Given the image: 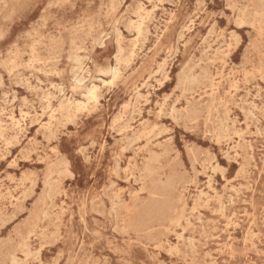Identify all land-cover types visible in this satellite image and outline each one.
I'll use <instances>...</instances> for the list:
<instances>
[{"label":"rangeland","instance_id":"1","mask_svg":"<svg viewBox=\"0 0 264 264\" xmlns=\"http://www.w3.org/2000/svg\"><path fill=\"white\" fill-rule=\"evenodd\" d=\"M158 1L0 0V264H264L259 0Z\"/></svg>","mask_w":264,"mask_h":264},{"label":"bare ground","instance_id":"2","mask_svg":"<svg viewBox=\"0 0 264 264\" xmlns=\"http://www.w3.org/2000/svg\"><path fill=\"white\" fill-rule=\"evenodd\" d=\"M158 1V0H157ZM159 2V1H158ZM157 2V3H158ZM201 2V1H200ZM141 3V2H140ZM150 3V2H149ZM12 4V3H11ZM13 4H15L14 2H13ZM256 6H257V8H258V10H257V13H256V18H257V21L255 20V22L257 23V25L259 26V28L260 29H264V3L263 2H261V0H259V1H257L256 2ZM24 7V6H23ZM111 8V7H110ZM126 8H127V6H126ZM139 8V7H138ZM142 8V7H141ZM152 8V7H151ZM156 8H157V6H156ZM155 8V9H156ZM107 9V8H106ZM154 9V8H153ZM108 10V9H107ZM110 11H112V10H110ZM109 11V12H110ZM138 11V10H137ZM141 11V10H140ZM150 12L152 11V10H149ZM145 12H148V11H146L145 10ZM149 13V12H148ZM112 14H113V12H112ZM131 14H134V13H131ZM136 14V13H135ZM134 14V15H135ZM139 15H141V14H139ZM140 17V16H139ZM143 17V16H142ZM141 17V18H142ZM148 17V16H147ZM236 19H238V18H236ZM136 20V19H135ZM135 20H133L132 22L134 23V21ZM148 20V19H147ZM239 20V19H238ZM32 21V20H31ZM143 21V20H142ZM130 22V21H129ZM128 22V23H129ZM131 22V23H132ZM29 23V22H28ZM139 23V22H138ZM132 25V24H131ZM130 24H129V26H131ZM128 26V27H129ZM134 26V25H133ZM133 26H131V28L133 27ZM137 26V25H136ZM142 26H144V25H142ZM139 27H140V25H139ZM138 27V28H139ZM239 27V26H238ZM137 28V27H136ZM145 28H146V25H145ZM157 29V28H156ZM239 29V28H238ZM146 30V29H145ZM137 31V30H136ZM147 31V30H146ZM138 32V31H137ZM140 32V31H139ZM118 33H121V32H119L118 31ZM148 34V33H147ZM27 35V34H26ZM119 35V34H118ZM207 35V34H206ZM3 36V35H2ZM101 36V35H100ZM140 36H142V35H140ZM141 38V37H140ZM134 39V38H133ZM104 40V39H103ZM137 41H139V40H137ZM31 43V42H30ZM36 43V42H35ZM136 43V42H135ZM101 44V43H100ZM118 45V44H117ZM138 45V44H137ZM136 44L134 45V47L135 46H137ZM140 45V44H139ZM39 46V45H38ZM99 46H101V45H99ZM34 50V49H33ZM82 50V49H81ZM38 51H39V48H38ZM117 53H119V52H117ZM132 53H133V51H132ZM218 53H219V51H218ZM6 55V54H5ZM4 55V56H5ZM52 56V55H51ZM73 56H74V54H73ZM47 57V56H46ZM53 57V56H52ZM116 58H117V54H116V56H115ZM165 59V58H164ZM230 59V58H229ZM56 60V59H55ZM80 60V59H79ZM76 61V60H75ZM116 61H118V60H116ZM124 62H125V60H123ZM214 61H216L215 59H214ZM78 63V62H77ZM162 63H164V62H162ZM161 63V64H162ZM120 65V64H119ZM119 65H118V67H119ZM166 65V64H165ZM159 66V65H158ZM82 68V67H81ZM164 68V67H163ZM114 69H117L116 67L114 68ZM165 69V68H164ZM113 70V69H112ZM118 70V69H117ZM81 71V70H80ZM101 71V70H100ZM106 72H107V70H105ZM114 71V73H116L117 71L116 70H113ZM120 71V70H119ZM157 71V70H156ZM159 71V70H158ZM103 72V71H102ZM105 72V73H106ZM110 72V71H109ZM163 72V71H162ZM98 73V72H97ZM100 73V72H99ZM104 73V74H105ZM113 73V74H114ZM120 73V72H119ZM192 73V72H191ZM212 73V72H211ZM222 73V72H221ZM51 74V73H50ZM56 74H57V72H56ZM103 74V73H102ZM167 75V74H166ZM114 76H115V74H114ZM117 77V76H116ZM167 77V76H166ZM216 77V76H215ZM1 78V77H0ZM164 78H165V76H164ZM113 79V78H112ZM192 79V78H191ZM212 79H214V77H212ZM190 80V79H189ZM77 81V80H76ZM79 81V80H78ZM112 81V80H111ZM110 81V82H111ZM163 81H165V80H163ZM212 81V80H211ZM214 81V80H213ZM48 82V81H47ZM109 82V83H110ZM191 82V81H190ZM79 83H81L80 81H79ZM108 82H106L105 84H107ZM108 83V84H109ZM70 84V83H69ZM111 84V83H110ZM92 85V84H91ZM103 85V84H102ZM143 85H144V83H143ZM149 85V84H148ZM211 85H212V83H211ZM53 87V86H52ZM217 87V86H216ZM63 88V87H62ZM72 88V87H71ZM76 89H77V87H75ZM74 88V89H75ZM213 88V87H212ZM78 89H81V88H78ZM55 90V89H54ZM138 90V89H137ZM75 91V90H74ZM135 91V90H134ZM185 92H187V91H185ZM97 93H98V90H97V87L96 86H94L93 85V87L92 88H89L88 89V94L91 96V98H90V100L92 99V97H94V98H96L97 97ZM212 93H213V91H212ZM82 95H84V94H82ZM88 95V96H89ZM139 95H141V94H138V96ZM50 97V96H49ZM137 97V96H136ZM45 98H47V97H45ZM87 98V97H86ZM85 98V99H86ZM49 98H47V100H48ZM88 99V98H87ZM97 99V98H96ZM185 99V98H184ZM45 100V99H44ZM52 100V99H51ZM92 100H94V99H92ZM186 100V99H185ZM95 101V100H94ZM147 101V100H146ZM67 102H68V100H67ZM81 102V101H80ZM95 102H97V101H95ZM82 104H84V108H85V103H83V102H81ZM87 103V102H86ZM99 103V102H98ZM146 103V102H145ZM78 104V103H77ZM50 105V104H49ZM88 105V104H87ZM48 106V105H47ZM71 106V105H70ZM80 107V106H79ZM125 107H127V106H125ZM84 108H82V110L84 109ZM123 108H124V106H123ZM260 108V107H259ZM183 109V108H182ZM185 109V108H184ZM70 110V109H69ZM85 110V109H84ZM210 110V109H209ZM3 112V111H2ZM160 112V111H159ZM139 113V112H138ZM132 115V114H131ZM121 119V118H120ZM16 120V119H15ZM12 122V121H11ZM17 122V121H16ZM17 124H19V122L17 123ZM111 128V127H110ZM123 128H125V127H123ZM227 127H225V129H226ZM122 132V131H121ZM236 134H238V133H236ZM241 135H242V133H240ZM229 136V135H228ZM226 137V138H229V137ZM41 137H42V135H41ZM123 138V137H122ZM128 138H131V137H128ZM121 139V138H120ZM139 139V138H138ZM122 140V139H121ZM129 139H127V141H128ZM225 140V139H224ZM238 140H239V137H238ZM121 142V141H120ZM124 142V141H123ZM238 142V141H237ZM121 144V143H120ZM232 144V143H231ZM227 145H228V143H227ZM131 148V147H130ZM227 148V147H226ZM234 150V149H233ZM237 154V153H236ZM235 163V162H234ZM202 164H203V162H202ZM210 165H211V162H210ZM216 165V164H215ZM218 166V165H217ZM237 167H238V165H236ZM224 169V168H223ZM211 170H215V169H211ZM221 170H222V168H221ZM237 170V169H236ZM207 172V171H206ZM215 172V171H214ZM243 172V171H242ZM221 174H222V172H220ZM233 174H235V173H233ZM221 176V175H220ZM233 178H231L230 179V181L232 180ZM57 181V180H56ZM177 181H178V178H176L175 176H172V177H170L169 179H168V181H167V183L166 184H161L160 182H157L156 184H155V186L153 187V189H152V191H151V193H153V194H155V195H165V194H167V193H169V192H171L172 191V189L175 187V184L177 183ZM224 187V186H223ZM232 190H233V188H231ZM223 192V191H222ZM51 193H53V187H52V185H49V187H48V191H47V195H46V198L47 197H49L50 195H51ZM205 195V194H204ZM215 195V194H214ZM209 200V199H208ZM218 200V199H217ZM216 200V201H217ZM207 201V200H206ZM219 201V200H218ZM256 207V205L254 206V208ZM253 208V209H254ZM216 209V208H215ZM218 212V211H217ZM214 213H216V212H214ZM252 215V214H251ZM232 216H234L233 214H232ZM188 222V221H187ZM33 222L32 223H30L29 225H27L28 227H27V230L28 229H30L32 226H33ZM229 226V225H228ZM34 227V226H33ZM113 231V230H112ZM223 232V231H222ZM7 233V232H6ZM5 233V234H6ZM182 233H183V231H182ZM180 235V234H179ZM4 237V236H3ZM2 237V238H3ZM36 240V239H35ZM1 241V240H0ZM175 248V247H174ZM170 249V248H169ZM17 252H18V249L17 248H14L13 246H11V247H6V249H5V251H4V259H5V261L7 262V263H11V264H17Z\"/></svg>","mask_w":264,"mask_h":264}]
</instances>
